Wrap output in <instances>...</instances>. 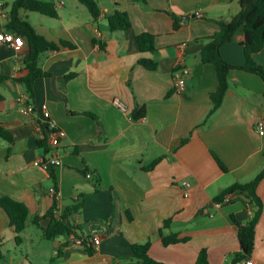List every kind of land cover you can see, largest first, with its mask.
Returning <instances> with one entry per match:
<instances>
[{
    "label": "crops",
    "instance_id": "crops-1",
    "mask_svg": "<svg viewBox=\"0 0 264 264\" xmlns=\"http://www.w3.org/2000/svg\"><path fill=\"white\" fill-rule=\"evenodd\" d=\"M97 1V18L79 0H56L59 17L33 21L21 11L47 39L74 45L41 55L40 66L50 75L35 81L33 94L22 80L28 72L27 38L17 35L19 49L0 40V125L14 138L11 143L0 136V195L29 208L18 243L0 207V264H129L133 245L147 241L157 264H197L203 248L209 264H234L241 244L232 215L243 223L251 218L248 195L236 190L221 205L217 198L234 183L253 179L264 165V135L258 130L264 79L231 69L225 101L208 117L219 80L214 64L203 62L200 53L220 29L215 20L239 13V0ZM10 6L0 0V32L8 30ZM117 10L129 13L131 28L111 29L109 17ZM173 14L180 17L178 29ZM145 31L156 35L152 51L139 47L137 36ZM221 53L232 64L246 63L241 44L225 41ZM143 57L156 69L140 63ZM253 58L264 65V47ZM180 77L183 92L175 90ZM24 97L32 113L22 111ZM44 103L65 132L59 144L62 164L49 169L36 164L51 150ZM141 106L146 113L135 118ZM258 193L264 202V179ZM80 201L81 209L69 211L68 218L79 235L100 237L93 254L72 238L66 243L65 235L45 238L34 221L43 217L40 224L46 226L55 203L60 215ZM31 225L38 231L28 232ZM174 233L189 239L165 245L163 236ZM250 260L264 264V209L253 252L235 264Z\"/></svg>",
    "mask_w": 264,
    "mask_h": 264
},
{
    "label": "trees",
    "instance_id": "trees-1",
    "mask_svg": "<svg viewBox=\"0 0 264 264\" xmlns=\"http://www.w3.org/2000/svg\"><path fill=\"white\" fill-rule=\"evenodd\" d=\"M89 9L93 17L97 18L101 11L97 0H79ZM241 10L231 19L220 18L215 20L220 29L210 36L208 42L201 50L200 57L205 63H213L218 76V87L211 93L213 102L212 109L208 115L215 113L224 103L228 87H229V71L233 68H241L250 72L259 74L264 79V65L258 64L253 54L260 51L264 47V0H239ZM22 10L36 11L50 17H59L56 0H14L11 3L9 10V20L7 28L13 30L16 34L26 37L30 52L25 60L27 74L22 78L30 93H34V83L38 78L50 75L44 70L39 63L41 55L46 50H58L60 45L73 48L74 45L66 40H61L59 43L47 39L40 34L36 28L28 21L27 18L21 14ZM174 28L180 27V17L173 14ZM109 23L112 30H127L132 27V19L127 11L117 10L109 17ZM137 41L141 51H152L156 47V35L145 31L137 36ZM225 41L241 44L245 47L246 63L244 65H235L228 62L221 53V45ZM140 63L149 69H156V63L147 58H141ZM71 76V75H69ZM2 77H0V81ZM146 113L144 106L137 107L134 110V117H143ZM0 136L13 143L14 138L12 134L3 126L0 125ZM187 142L183 139L181 144ZM213 154L219 165L225 171H228L227 166L222 162L218 155L213 151ZM160 159L154 161L150 167H154ZM52 171V170H51ZM51 175L54 178L53 171ZM264 179V165L257 175L248 182H236L228 187L223 194H221L217 201L224 202L225 196L228 193L236 190L247 192L248 200L247 206L252 211L251 218L243 223L232 215L237 228L238 236L241 244V252L234 258L233 263H237L251 255L255 247L256 227L261 218L264 209V202L258 193V186ZM56 190V189H55ZM83 206V201L69 207L67 211L58 215V207L56 203L49 210L45 218H49L46 226L40 224L43 217H36L35 223L42 228L43 236L49 240L54 239L58 235H65L68 237L66 243L71 241L70 238L77 237L83 240V246L89 253H95V246L91 241V236L79 235V227L71 223L68 218L69 211H78ZM0 207H2L9 215L11 225L16 233V241H22L21 232L27 227V218L29 215V208L23 201L17 200L9 194L0 195ZM168 221L165 222L167 224ZM188 237H181L179 234H170L163 236V243L169 245L181 241H188ZM4 244V238L0 233V248ZM150 241L146 243H139L133 245V259L129 264H157L149 255ZM197 264H209L208 252L206 248L200 250L197 258Z\"/></svg>",
    "mask_w": 264,
    "mask_h": 264
},
{
    "label": "built area",
    "instance_id": "built-area-1",
    "mask_svg": "<svg viewBox=\"0 0 264 264\" xmlns=\"http://www.w3.org/2000/svg\"><path fill=\"white\" fill-rule=\"evenodd\" d=\"M17 35L12 30H2L0 32V40L7 42L10 46L19 49L21 45L17 41ZM21 36V35H19ZM22 37V36H21ZM185 89V79L180 77L175 82V90L178 92H183ZM24 106L22 108V111L25 113H32L34 111V107L27 103V100L25 97L22 99ZM116 103L119 107L125 109V104L120 100L117 99ZM41 109L43 111V116L46 118L48 127L50 129L49 133V143L51 145V150L49 152V155L46 158H41L36 162L37 165L43 166L46 169L57 167L62 164V159L59 155V144H60V138L65 134L64 130L60 129L58 122L52 118L51 113L49 111L48 105L46 103L42 104ZM258 130L260 134L264 135V119H261L258 122ZM88 177H92L91 173L87 174ZM185 186V194L189 195V187L191 186V181L186 180L184 182ZM229 197H226L228 199ZM219 205L222 204V202H218ZM57 214V212H56ZM73 241L77 245L83 246V240L77 237H73ZM91 241L93 242L94 246L98 247L101 240L99 236L91 237ZM248 264H253V261L250 260L247 262Z\"/></svg>",
    "mask_w": 264,
    "mask_h": 264
},
{
    "label": "rangeland",
    "instance_id": "rangeland-1",
    "mask_svg": "<svg viewBox=\"0 0 264 264\" xmlns=\"http://www.w3.org/2000/svg\"><path fill=\"white\" fill-rule=\"evenodd\" d=\"M5 1V0H4ZM8 3H9V5L14 1V0H6ZM79 4H81V6H83V8H85L86 9V6L85 5H83L82 3H79ZM88 9V8H87ZM86 9V10H87ZM26 12H29L30 13V19L31 20H36V19H40V18H50V16H48V15H45V14H42V13H39V12H36V11H30V10H25ZM25 17V16H24ZM26 18V17H25ZM53 18V17H52ZM30 228L31 229H29V231L28 232H32V230H33V232H35V231H38V229H37V227H35V226H30ZM46 242H48V241H46ZM52 243V242H51ZM53 244V243H52ZM8 245H10V246H12V248L14 247L13 246V244H9L8 243ZM24 247V245H21V248H23ZM27 247H28V245H27ZM14 250V249H13ZM13 250H12V252H13ZM12 252H11V254H7V255H9V256H12L13 254H12ZM17 253H20L21 251L20 250H18V251H16Z\"/></svg>",
    "mask_w": 264,
    "mask_h": 264
}]
</instances>
